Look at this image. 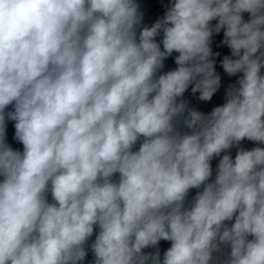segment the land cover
Segmentation results:
<instances>
[{
  "label": "clouds",
  "instance_id": "obj_1",
  "mask_svg": "<svg viewBox=\"0 0 264 264\" xmlns=\"http://www.w3.org/2000/svg\"><path fill=\"white\" fill-rule=\"evenodd\" d=\"M164 7L0 0V264H264V0Z\"/></svg>",
  "mask_w": 264,
  "mask_h": 264
},
{
  "label": "water",
  "instance_id": "obj_2",
  "mask_svg": "<svg viewBox=\"0 0 264 264\" xmlns=\"http://www.w3.org/2000/svg\"><path fill=\"white\" fill-rule=\"evenodd\" d=\"M139 4L141 5V11L143 12L144 15V20L143 23L146 26H150L152 23H154L159 17L164 15L165 12V5L170 3V0H138ZM243 17L245 20L250 19V16L248 13H244ZM217 21H212V24L214 25ZM162 37H157V40H160ZM223 39V30L221 31L220 34L215 35L213 37V51H219L221 53L220 57H216L217 63H216V71L217 73L221 76V88L218 90V92L216 94H214L212 100L210 102H201L199 101L196 97H193L191 94V89H189L188 92L185 93V99H187L190 102V105L192 107H195L197 110L202 111L204 113H208L211 111V109L215 106L221 105L224 103L225 101V89L230 85V84H234L236 82V80L238 79V76L241 74H238V76L235 77H229L226 73H224L221 65H220V61L223 59V56L225 55H231V51L230 49L227 48V46L223 45L221 43ZM175 55H178L177 53H173V57L168 58L165 61V69L164 71L167 70H171L174 69L176 67L175 63H174V57ZM262 73H264V69H262ZM198 96V94H197ZM14 136V126H13V122H9L8 123V127H7V141L8 143L14 148V149H18V150H23V146L22 144L16 142L13 139ZM138 144L136 146V148L138 149ZM256 146H261L264 147V145H257L255 142L252 141H248L247 139H245L244 141L241 142V144L239 145V147H242L246 150H250ZM136 150V149H134ZM237 152V148H233L230 150V154L233 157V159L235 158ZM223 155V153H222ZM218 159L219 158H214L211 162L212 164V168H213V176L211 179L214 180L215 178V170H216V166L218 163ZM118 178V174L117 177H114V179ZM196 189H192L189 192V196L188 199L191 200V198L196 194ZM48 200L49 202H52V198H51V194H48ZM227 223H231V222H227ZM96 231H98V229H96ZM251 239V237H249ZM95 239V232L93 234V237L91 238V240ZM90 240V242H91ZM89 242V243H90ZM171 246V242L168 241H161L159 244V250H160V256L161 259L163 258V253L164 251L169 248ZM145 252H152L155 251V249L153 248H149V249H145ZM228 250L225 249V252H227ZM93 259V255L91 253V251H89L88 257L85 261V264H89L90 261H92ZM221 259H223V257H221Z\"/></svg>",
  "mask_w": 264,
  "mask_h": 264
}]
</instances>
